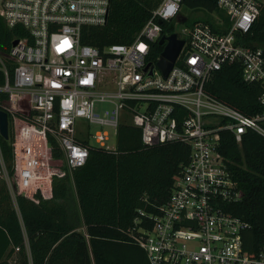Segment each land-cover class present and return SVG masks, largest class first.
Segmentation results:
<instances>
[{
  "label": "built area",
  "instance_id": "built-area-1",
  "mask_svg": "<svg viewBox=\"0 0 264 264\" xmlns=\"http://www.w3.org/2000/svg\"><path fill=\"white\" fill-rule=\"evenodd\" d=\"M182 1L162 0L131 43L100 51L81 44V32L105 25L110 0H0L7 28L23 29L14 31L5 59L0 56V93L7 94L1 111L12 137V174L0 154L4 182L13 201L50 200L53 179L72 180L88 159L91 139L114 151L106 145L107 128L117 137L118 127L127 123L140 130L145 146L179 142L189 149L158 214L138 212L152 221L135 238L147 263L264 264V249L254 256L244 249L249 225L229 210L242 196L219 151L222 133H232L237 143L248 131L264 137V112L247 116L205 91L214 73L238 64L241 79L260 86L264 107V46L242 39L264 0H216L222 16L208 11L210 23L174 30L183 45L164 76L153 46L169 36L160 24L183 16ZM107 103L113 107L100 110ZM91 125L99 129L90 133Z\"/></svg>",
  "mask_w": 264,
  "mask_h": 264
},
{
  "label": "trees",
  "instance_id": "trees-1",
  "mask_svg": "<svg viewBox=\"0 0 264 264\" xmlns=\"http://www.w3.org/2000/svg\"><path fill=\"white\" fill-rule=\"evenodd\" d=\"M161 1L110 0L105 25L83 28L81 44L102 51L108 45L131 43ZM182 6L223 15L216 0H183ZM259 11L251 31L242 38L245 45L264 46V2ZM160 25L164 34H173L171 23ZM14 31L21 34L23 29H9L0 19L3 60ZM153 48L155 61L163 48L157 42ZM8 69L12 79L13 66L8 64ZM3 83L0 71V87ZM205 91L247 116L264 112L258 102L260 86L244 82L238 64L224 65L214 73ZM6 99L7 94L0 93V111ZM8 134L6 140L0 136V154L12 174V137ZM116 134L114 151L91 146L88 159L73 172L72 180L68 176L54 178L50 200L34 204L16 196L13 201L4 180L0 182V264H148L135 238L141 227L148 230L152 221L140 218L138 212L158 214L188 161L189 149L179 142L145 146L140 130L127 123L120 125ZM219 148L242 196L229 210L248 223L244 249L257 255L264 249V137L248 131L237 143L232 133L226 132ZM52 153L55 158L60 156L55 149ZM71 193L76 196L84 233L78 230L81 225L70 203Z\"/></svg>",
  "mask_w": 264,
  "mask_h": 264
},
{
  "label": "rangeland",
  "instance_id": "rangeland-1",
  "mask_svg": "<svg viewBox=\"0 0 264 264\" xmlns=\"http://www.w3.org/2000/svg\"><path fill=\"white\" fill-rule=\"evenodd\" d=\"M180 13L184 17H186V21L183 22V23H179L177 20H173L171 22L173 30H177L179 33L181 31L180 29H182L184 27L189 28L191 24L193 25L197 21H203V20H206V18L211 20V18H212V15L210 13H208L207 10L205 11V10L199 9V8H186V7H183L182 5H181ZM112 107L113 106L111 104H109V103L101 104L100 105V110L103 111V110L110 109ZM97 129H99L98 126L91 125L90 128H89V132L93 133ZM107 129L109 130L111 136H110V139L108 140V142H106V145L114 148L115 145H116V139L117 138H116V136L114 134L111 133L112 131L109 128H107ZM90 144H92L93 146H97V144L94 142L93 139H91ZM3 180H4V173H3L2 169H1V166H0V182L3 181ZM70 203H71L72 207L74 208V211L76 212L75 216H76L77 220L79 221V223L81 225L78 228V230L81 231L82 233H84V226H83L82 220H80V215H79V211H78V203H77L76 196H75L74 193H71V195H70Z\"/></svg>",
  "mask_w": 264,
  "mask_h": 264
},
{
  "label": "water",
  "instance_id": "water-1",
  "mask_svg": "<svg viewBox=\"0 0 264 264\" xmlns=\"http://www.w3.org/2000/svg\"><path fill=\"white\" fill-rule=\"evenodd\" d=\"M186 21V17L181 16L179 19L180 23H183ZM166 42V44L163 46V51L160 54L159 60L156 62V65H158L160 71L164 76L167 75V73L171 70L173 67V62L177 55L179 54L180 50L182 49L183 40L177 39V36L175 33L169 35V36H162L158 42L159 45H163V43ZM17 41H14L13 45H15ZM149 74H152V71L149 72ZM0 136L6 140L8 139V120L6 112L0 111Z\"/></svg>",
  "mask_w": 264,
  "mask_h": 264
}]
</instances>
